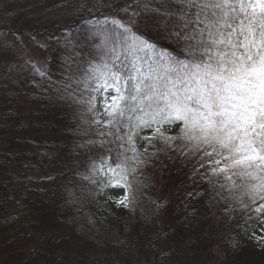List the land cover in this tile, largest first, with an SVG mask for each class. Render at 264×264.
Instances as JSON below:
<instances>
[{"label": "snow or ice", "instance_id": "6c2138e0", "mask_svg": "<svg viewBox=\"0 0 264 264\" xmlns=\"http://www.w3.org/2000/svg\"><path fill=\"white\" fill-rule=\"evenodd\" d=\"M115 11L128 19L87 21L100 51L76 102L101 137H114L98 143L119 151L93 159L83 178L135 210L153 158L195 160L190 179L206 181L225 213L236 203L254 215L250 239L264 248V0H129ZM151 203L147 220L166 201Z\"/></svg>", "mask_w": 264, "mask_h": 264}, {"label": "trees", "instance_id": "16d2710c", "mask_svg": "<svg viewBox=\"0 0 264 264\" xmlns=\"http://www.w3.org/2000/svg\"><path fill=\"white\" fill-rule=\"evenodd\" d=\"M37 1L0 0V37L43 39L39 49H49L41 69L46 76L26 61L0 82V245L22 256L17 264H184L195 250L194 235L185 237L194 213L172 220L164 207L145 219L156 200L145 187L135 210L101 206L99 185L83 178L93 159L119 151L115 142L98 143L114 137H101L90 123L93 116L76 102L84 95L88 64L100 51L87 21L128 17L115 11L118 6L103 9L112 0H88L93 5L84 13L50 31H31L24 6ZM160 165L161 157L153 158L144 177ZM249 217L224 240L225 264H264V248L246 238L258 222Z\"/></svg>", "mask_w": 264, "mask_h": 264}, {"label": "rangeland", "instance_id": "374dc122", "mask_svg": "<svg viewBox=\"0 0 264 264\" xmlns=\"http://www.w3.org/2000/svg\"><path fill=\"white\" fill-rule=\"evenodd\" d=\"M128 2L129 0H112L103 9L110 8L112 12L117 6L122 8ZM89 5L92 6L93 3L90 4L88 0H38L24 6L28 9L23 16L31 20L32 23L28 26L31 31H50L55 24L63 23L81 12L84 13ZM44 44L43 39L37 38L35 41L22 42L0 37V82L12 68L26 61L36 63L42 69L49 53V49L43 51L39 49ZM2 103L0 96V113ZM161 162L167 167L161 170L160 166L156 171L145 173V184L147 185L145 188L154 194L156 200L166 201L164 210L170 218L172 217V220H177L184 214L194 213L193 228L191 231L188 229L185 234L186 238L190 239L191 233L196 238L194 255L183 258V263L225 264L224 240L233 234L250 214L236 203H232V210L225 213L223 204L215 202L214 193L206 181H201L198 177L195 180L190 179L195 160L183 157L169 160L162 154ZM105 192L111 196L122 194L118 189H106ZM97 193L101 206L108 204L116 207L106 195L99 193V187ZM189 193L192 195L189 196ZM200 202L201 206H199ZM257 225L258 222L255 227ZM253 228H250L246 238L254 247H259L260 244L250 239ZM3 247L0 245V264H17V260H20L22 256Z\"/></svg>", "mask_w": 264, "mask_h": 264}]
</instances>
